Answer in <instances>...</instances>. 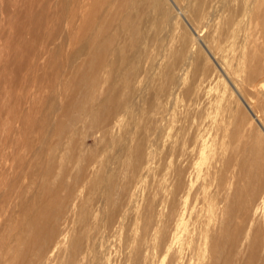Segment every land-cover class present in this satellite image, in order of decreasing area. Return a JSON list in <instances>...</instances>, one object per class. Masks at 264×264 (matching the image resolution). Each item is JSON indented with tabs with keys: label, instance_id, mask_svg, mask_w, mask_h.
I'll list each match as a JSON object with an SVG mask.
<instances>
[{
	"label": "bare ground",
	"instance_id": "obj_1",
	"mask_svg": "<svg viewBox=\"0 0 264 264\" xmlns=\"http://www.w3.org/2000/svg\"><path fill=\"white\" fill-rule=\"evenodd\" d=\"M188 2L201 28L222 17L209 38L217 50L241 36L234 68L244 73L237 78L264 95V0ZM169 3L176 7L174 0H0V264L229 263L230 246L219 263L221 243L246 229L225 231L218 194L233 167L232 178L246 182L264 174V123L252 109L260 95L251 106L229 83L260 133L233 124L239 116L231 105L223 119L207 112L224 102V95L217 103L209 93L221 73L193 65L183 83L187 52L174 48ZM159 14L170 24L162 38ZM147 41L158 55L168 50L161 84H151L156 62L146 54ZM179 91L190 111L174 118L169 112ZM227 128L224 155L217 141ZM259 201L257 212L264 213V196ZM250 240L245 246L258 251V237Z\"/></svg>",
	"mask_w": 264,
	"mask_h": 264
},
{
	"label": "rangeland",
	"instance_id": "obj_2",
	"mask_svg": "<svg viewBox=\"0 0 264 264\" xmlns=\"http://www.w3.org/2000/svg\"><path fill=\"white\" fill-rule=\"evenodd\" d=\"M182 0H174V2H175V4H176V7L172 4V3H169V5H170V8H171V12H172V15H173V19L171 20V23H172V25H174L176 28H175V32H176V34H177V36L176 37H174V48H175V50L177 51V50H179L181 47H183L184 48V51L185 52H187V67H186V69H185V71H184V73H183V79H185V81L183 82L185 85H187V79H188V74H189V70H190V68H192V66L193 65H197V66H199V67H202V68H205L208 72H214V71H216V72H218V73H221V76L220 77H217V78H220V79H216L215 81H213L211 84H212V86L209 88V93H210V91H211V93L210 94H212L211 96H213L214 98H217V100H219L220 98H218L219 96L221 97V96H223V97H221V98H223L221 101L223 102H221L220 100L219 101H217V103L219 102V103H222V105L221 104H218V106L221 108L222 107V109H220V108H218L217 107V104L215 103V105H216V107H215V105H213V107H211V108H209V110L207 111L208 113L209 112H211V113H220V116H221V118L223 119V118H225V115H227V116H231V114L229 115V111H230V113H235V115L237 116H239V117H234L233 119L234 120H232L234 123L233 124H235V123H237V122H239V121H241V122H243L246 126H249V127H252L253 129H252V131L253 132H257V133H260V131H259V129L257 128V125H256V123L254 122V120H252V118H251V116L249 115V113L246 111V109H245V107H244V105L242 104V102L240 101V99L238 98V96L236 95V93L234 92V90L232 89V84L237 88V90L238 89H240V90H238V92L241 94V96L247 101V102H249L250 104H251V106L254 104V103H256L255 105H256V107H254L255 105H253L252 106V109H254L255 110V113L257 114V116L261 119V121L264 123V113H260V112H263L262 111V109H264V99H262L261 100V97H262V95H263V93H262V95L258 92H256V91H254V87L253 86H251V85H249V84H246L245 85V83H243L242 82V79H238L239 77L241 78V76H243L241 73H244L243 71H235V68H236V65H237V60L240 58L239 56H240V54H241V51H243V46L241 45V43H240V41L241 40H239V39H242L241 38V36L239 35H235L236 37H234L233 36V38H232V36L231 37H229L227 40H226V43H224L223 44V51H225V50H227V51H225L224 52V54H229V55H227V57H225L226 55H224L223 54V51H222V48L221 47H219L218 48V50L215 48V42L214 41H212L213 42V44L211 45V40L209 39V38H211V36H210V34H212L214 31V33L212 34V35H217L216 33H219L218 31H220V29H221V23H222V17H220V16H217L214 20H212L211 22H209V25H208V27L207 28H201L200 27V25L195 21V20H193L192 19V17H191V13H190V11H191V7H192V4L191 3H189L188 2V0H187V2L185 1V0H183L182 2H181ZM177 2V3H176ZM187 4V5H186ZM172 6V7H171ZM177 6H178V8L182 11V14L181 13H178V8H177ZM236 6V5H235ZM187 7V8H186ZM175 15V16H174ZM159 25H158V30H157V35H158V37H163L166 33H167V30H168V27H170V24L169 25H167V26H165V23L162 21V19H161V16H160V14H159ZM162 22V23H161ZM170 22V21H169ZM191 26H190V25ZM197 25H199V27L201 28V30H200V28H198V26ZM196 27H197V29H196ZM192 29H194L197 33H195V31H192ZM203 29V30H202ZM207 29V30H206ZM219 29V30H218ZM180 30V31H179ZM207 32H206V31ZM218 30V31H217ZM209 32H211V33H209ZM196 34H199V36L198 35H196ZM238 36V37H237ZM198 37V38H197ZM240 37V38H239ZM201 40H200V39ZM231 38V39H230ZM237 38H239V39H237ZM205 40H209L208 42L210 43V44H208L207 43V41H205ZM238 43V44H237ZM240 43V44H239ZM151 44V45H150ZM203 44H205V45H203ZM145 46H144V49H145V51H146V54L148 55V57H152V56H155V62H156V64L154 65V67L151 69V77H152V79H151V84H154V85H156V84H161L162 83V81H163V79H162V77H161V71H160V63H162V61H163V58H162V56L164 55H166L167 54V52H168V50H164V51H162L161 52V54H157L158 52H157V50H156V47H155V45H154V43H153V41H147L146 42V44H144ZM213 46L212 48H211V46ZM207 46V47H206ZM225 46V47H224ZM228 46V47H227ZM210 47V48H209ZM239 48L240 47V49H235V48ZM242 47V48H241ZM194 48V49H193ZM207 49H209L210 50V52L211 53H213L214 55H215V58L218 60V62H220L221 64H223V69H225L228 73H226L227 75H224V74H222V72L216 67V64H215V62L212 60V58L207 54ZM212 49V50H211ZM214 49H215V51H214ZM221 49V51H219ZM225 49V50H224ZM235 49V50H234ZM217 50V51H216ZM167 51V52H166ZM193 51V52H192ZM234 51V52H233ZM237 53H236V52ZM240 51V52H239ZM231 52V53H230ZM239 52V53H238ZM164 53V54H163ZM218 53H219V55H218ZM222 53V54H221ZM235 55H234V54ZM188 54H190L189 56H188ZM233 54V55H232ZM218 55V56H217ZM239 55V56H238ZM160 56H161V60H160ZM163 56V57H164ZM222 56H224V58L222 57ZM232 56V57H231ZM233 56H234V58H233ZM264 54L262 53L261 54V59L263 60L264 59ZM222 57V58H221ZM190 58V59H189ZM207 58V59H206ZM211 58V59H210ZM220 58V59H219ZM230 58H232V60L233 59H235L233 62H231V59ZM226 60V62H225V60ZM228 59H230V60H228ZM224 60V61H223ZM240 60H241V58H240ZM158 61H159V63H158ZM222 61L224 62V63H222ZM264 61V60H263ZM205 62V63H204ZM207 62V63H206ZM228 62H229V64H228ZM157 63H158V66H157ZM227 63V64H226ZM233 63V64H232ZM213 65V66H211V65ZM231 64V65H230ZM205 65V66H204ZM210 65V66H209ZM227 65V66H226ZM228 65H230V66H228ZM232 67V68H231ZM235 67V68H234ZM156 68H157V70H156ZM228 68H229V70H230V68L231 69H233V71H229L228 70ZM218 69V70H217ZM237 72L236 74H235V72ZM152 73L153 74H155L156 76H154V75H152ZM188 73V74H187ZM224 73V72H223ZM229 73H231V74H229ZM240 75V76H239ZM224 77V78H223ZM235 77H236V79H235ZM238 77V78H237ZM160 78H161V80H160ZM238 79V80H237ZM230 80H231V82H230ZM236 80V82L237 83H233L234 81ZM224 82H225V84H224ZM229 83H232L231 85L229 84ZM241 85V86H238V85ZM242 84H244L243 86H242ZM185 85H183V86H185ZM247 85H249V87L251 88V91H250V88L247 86ZM219 86V87H218ZM234 86H233V88H234ZM183 87L181 86V89H182ZM242 88H244V89H242ZM252 88H253V90H252ZM246 89H248V91H246ZM228 91H230L229 93H228ZM234 93V94H232V92ZM243 92V95H242V92ZM245 91H246V93L247 94H245ZM213 92V93H212ZM217 92V93H216ZM221 92V93H220ZM258 95H260V96H258L259 97V99H260V101L258 102V101H256L255 99H257L258 97H257V94ZM216 93V94H215ZM233 95V98H231L230 96H232ZM230 95V96H229ZM255 95V96H254ZM229 96V97H228ZM177 98H175V106H174V108L173 109H171L170 110V112L169 113H173V114H175L176 115V117H175V115H171L172 117H174V118H178V116H183L185 113L187 114V111H190L189 109H188V101H186V100H184V99H182V95H181V93H180V91L178 92V94H177V96H176ZM236 97V98H235ZM254 99H253V98ZM263 97H264V95H263ZM228 98V99H227ZM230 98V99H229ZM252 98V99H251ZM232 99V100H231ZM235 99V100H234ZM226 100H228V101H226ZM237 100V101H236ZM252 101V102H251ZM256 101V102H255ZM228 102V103H227ZM239 102V103H238ZM224 103H225V105H224ZM226 103H227V105H226ZM234 103V104H233ZM240 105H238V104ZM260 105H259V104ZM238 106H237V105ZM231 105V106H230ZM257 105H259V106H257ZM183 106V107H182ZM228 106H230V108H232L231 110H230V108L228 107ZM237 106V107H236ZM260 106H262V107H260ZM218 108V109H220L219 111L218 110H215V108ZM227 107H228V109H229V111H226V110H228L227 109ZM257 107H259V108H257ZM226 108V109H225ZM236 110H235V109ZM237 108H239V109H237ZM259 110H257V109ZM181 109V110H180ZM214 109V110H213ZM174 110V111H173ZM211 110V111H210ZM226 112L225 113V115H224V111ZM238 111V112H237ZM119 113H123V112H119ZM182 113V114H181ZM191 113V112H190ZM223 113V114H222ZM237 113V114H236ZM260 113V114H259ZM242 114V115H241ZM224 116V117H223ZM226 116V117H227ZM249 116V117H248ZM122 117V116H121ZM171 117V118H172ZM244 117V118H243ZM246 117V118H245ZM237 119H239V120H237ZM246 119V120H245ZM172 120V119H171ZM235 121H237V122H235ZM222 122H224V121H222ZM245 122H247V123H245ZM251 122V123H250ZM172 123V125H170L171 126V129H170V132H173L174 131V129L176 128V126H177V122H175V120H174V122L172 121L171 122ZM170 123V124H171ZM174 123H176L175 125H174ZM223 124V123H222ZM249 124H251V125H249ZM254 126V127H253ZM175 127V128H174ZM226 131H229L228 130V128L226 129V130H222V134H221V136L223 137V139H222V137L220 138V140L218 139V146L221 148H219L221 151H222V153L224 154V155H226V154H228V150H227V148H226V146H224V143L226 144L227 143V137H228V134L229 133H227ZM226 132V133H225ZM118 133V132H117ZM119 134V133H118ZM253 134V133H252ZM227 136V137H226ZM264 135H262V137H263ZM226 138V139H225ZM264 138V137H263ZM87 143H91V141L90 140H87ZM223 143V144H222ZM225 150H224V149ZM224 151H225V153H224ZM226 151H227V153H226ZM206 157L208 158H210V154L209 155H206ZM205 159V155L203 156V158L200 160V162L204 159V161H202V163L201 164H203V165H201L200 164V166H202L201 168H203L204 170H205V168L207 167V160H209V159ZM207 162V163H206ZM204 164H205V166H204ZM233 169L235 170V173H236V169L233 167ZM233 169H231V171H228L227 172V175H226V178H225V180H224V186L222 185V187H221V189H220V193L218 194L219 196V200H220V203H219V208H218V212H217V214H221V212H223L224 210H226L225 212H223L220 216H219V218L220 217H222V221H224L225 223H224V226L226 227V232H232V231H239L241 228H242V225L244 224V226H243V228H242V230H241V232L244 230V227H245V229H246V232L244 233V231H243V233L244 234H242V233H237V232H233V242L231 243V244H222L221 243V247H220V249H223V251L221 252L220 251V257H219V263H222L223 262V260H224V256H225V254H227V252H228V250L230 249V251L228 252L230 255H228V261H229V263L228 264H264V249H263V247H264V244L262 245V242L264 241H262V239H263V235H264V213H261V212H257V206H259V200H261L262 199V196H264V174L262 173V175H261V173H260V175L259 176H263L262 178L261 177H259V178H256V181H252V182H254V183H251V182H246V181H244V180H238L237 178H235V177H233L232 178V174L234 173L233 171ZM263 171H264V169H263ZM153 173V172H152ZM151 173V174H152ZM234 173V174H235ZM150 173H149V178H153V174L151 175ZM151 176V177H150ZM230 178H232V180H228V179H230ZM258 179H260V180H258ZM262 179V180H261ZM149 180V179H148ZM151 180V179H150ZM238 180V181H237ZM258 180V181H257ZM229 181L232 183L231 184V186H230V188H229V186H228V183H229ZM237 181V182H236ZM228 182V183H227ZM248 184H246V183ZM256 182V183H255ZM236 183V184H235ZM241 183H243V184H241ZM258 183H260L261 185H258ZM234 184L235 185H237V186H234ZM263 184V185H262ZM230 185V184H229ZM233 185V186H232ZM242 185V186H241ZM227 186V187H226ZM244 186H249L248 187V190H247V187L245 188ZM251 186V187H250ZM259 186H263V187H259ZM241 187V188H240ZM252 187H254L253 189H252ZM237 189V190H235V189ZM212 189V188H211ZM226 191H225V190ZM229 189V190H228ZM231 189V190H230ZM246 189V190H245ZM256 189V190H255ZM222 190H224V193L226 192V194L228 195V193H230V195H224V197H223V192H221ZM238 190H240V191H238ZM241 190H245L244 192L242 191V193L240 194V192H241ZM249 190H251L250 192H252L253 190V197H252V194H250V192H249ZM257 190H259L258 192H257ZM228 191V192H227ZM229 191H231V192H229ZM232 191L235 193V197H237V198H235L233 195H232ZM235 191H237L238 193V195L236 194V192ZM247 191V192H246ZM255 192H257V193H255ZM233 193V194H234ZM245 194V196H244V194ZM247 193H249V194H247ZM82 194H85L84 192L82 193ZM237 195V196H236ZM247 195H248V197H247ZM250 195H251V198H250ZM233 196V197H232ZM246 198H249V200H247L246 201V199L244 198V197ZM238 198H240V199H238ZM243 198V201H241V199ZM261 198V199H260ZM245 199V200H244ZM228 200V201H227ZM231 200H233V201H231ZM226 201H227V203L229 204H227L226 203ZM231 201V202H230ZM246 203H245V202ZM240 202H244V204H246V205H244L243 204V206H241L240 207ZM223 203H225L224 205H223ZM235 203V204H234ZM239 205V207H238V205ZM248 204V205H247ZM256 204H258V205H256ZM89 206L91 205L90 203L88 204ZM225 205L227 206V208L225 209L224 207H225ZM221 206V207H220ZM224 206V207H223ZM254 207H256V208H254ZM221 208V209H220ZM223 208V209H222ZM243 208H244V210H243ZM233 209V211L231 212V210ZM222 210V211H221ZM230 210V212H227V211H229ZM248 210V211H247ZM254 210V211H253ZM235 211V212H234ZM239 211V212H238ZM256 211V212H255ZM238 212V213H237ZM242 212V213H241ZM246 212H248L247 213V215H246ZM225 213V214H224ZM227 213V214H226ZM237 213V214H236ZM240 213V214H239ZM233 214V215H232ZM255 216H254V215ZM235 215V216H234ZM231 216V217H230ZM247 218H246V217ZM229 217H230V220H229ZM244 218H245V220H244ZM263 218V219H262ZM262 219V220H261ZM251 220V221H250ZM258 220V221H257ZM261 220V221H260ZM244 221V222H243ZM249 221V222H248ZM228 222V223H227ZM246 222H248V224L246 223ZM255 223V224H254ZM258 223V224H257ZM186 224H187V222H186ZM242 224V225H241ZM257 224V225H256ZM259 225V226H258ZM249 226L250 228H248L247 229V227ZM240 228V229H239ZM123 229V228H122ZM120 229V235L121 234H123V235H121V237L119 236V238H124V236H126V233H125V229ZM252 229V230H251ZM254 229V230H253ZM262 229V230H261ZM260 230V231H259ZM124 231V232H123ZM247 231H250V233H251V235H250V237H249V234L250 233H248ZM254 231V232H253ZM262 231V232H261ZM121 232H123V233H121ZM254 234H253V233ZM125 233V234H124ZM232 234V233H231ZM236 234H237V236H236ZM239 234V235H238ZM254 236H257L258 237V240H259V245L257 246V248L259 249L258 251L257 250H253V251H251L249 248H247L248 247V243L251 241L250 239H252V237H254ZM258 234V235H257ZM239 236H240V238H239ZM244 237L243 239L241 238V237ZM247 237V238H246ZM246 238V239H245ZM234 239H235V241H237V245H235V241H234ZM245 239V240H244ZM249 239V240H248ZM242 240H243V242H244V244H242L243 242H242ZM239 241H241L242 243H240ZM247 241H249L248 243H247ZM264 243V242H263ZM242 244V245H241ZM224 245V246H223ZM238 245L240 246L241 245V247H238ZM247 247H246V246ZM229 246H230V248H229ZM224 247V248H223ZM225 247H226V249H225ZM234 247V248H233ZM240 248V249H239ZM245 248V249H244ZM256 248V249H257ZM262 248V249H261ZM236 249H238V251L236 250ZM244 250V253H243V250ZM226 252H225V251ZM247 250H248V252H247ZM262 250V251H261ZM235 252V254L233 253V252ZM246 251V252H245ZM224 252V253H223ZM249 252H251V255L249 254ZM253 252V253H252ZM223 253V254H222ZM233 253V254H232ZM238 253V254H237ZM245 253H247V254H245ZM260 253H262V254H260ZM232 254V255H231ZM240 254V255H239ZM248 255V256H247ZM262 255V256H261ZM235 256V257H234ZM249 256H251V257H249ZM260 256V257H259ZM251 258H253L252 260H251ZM261 258V259H260ZM237 259V260H236ZM257 259V260H256ZM234 260V261H233ZM236 260V261H235ZM230 261H232V262H230ZM252 261V262H251ZM227 262V261H226ZM234 262V263H233ZM251 262V263H250Z\"/></svg>",
	"mask_w": 264,
	"mask_h": 264
}]
</instances>
